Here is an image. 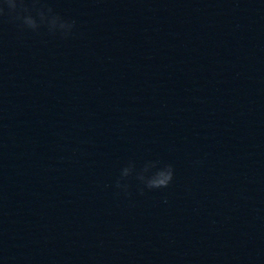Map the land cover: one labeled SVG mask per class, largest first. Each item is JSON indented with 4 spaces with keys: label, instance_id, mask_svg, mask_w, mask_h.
Wrapping results in <instances>:
<instances>
[{
    "label": "clouds",
    "instance_id": "1",
    "mask_svg": "<svg viewBox=\"0 0 264 264\" xmlns=\"http://www.w3.org/2000/svg\"><path fill=\"white\" fill-rule=\"evenodd\" d=\"M0 21L14 24L21 32L30 31L39 33L44 28L50 35H59L68 39L75 34L77 22L75 19H67L57 13L46 0H0ZM202 161H196L200 165ZM175 177V168L171 163L161 160L145 161L137 168L134 162H129L122 167L119 176L114 182L117 195L121 193L131 196V184L134 179L137 182V190L140 195L152 190L168 188ZM167 203V200L164 201Z\"/></svg>",
    "mask_w": 264,
    "mask_h": 264
}]
</instances>
